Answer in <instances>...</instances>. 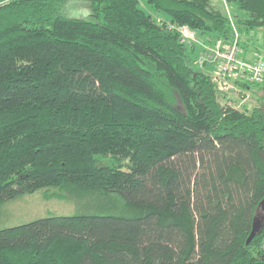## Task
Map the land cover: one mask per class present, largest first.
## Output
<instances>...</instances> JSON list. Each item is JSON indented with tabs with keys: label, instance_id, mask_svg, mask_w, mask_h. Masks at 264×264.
<instances>
[{
	"label": "trees",
	"instance_id": "16d2710c",
	"mask_svg": "<svg viewBox=\"0 0 264 264\" xmlns=\"http://www.w3.org/2000/svg\"><path fill=\"white\" fill-rule=\"evenodd\" d=\"M228 1L264 27V0ZM146 4L174 27L139 0H0V207L77 210L0 227V264H264V82L236 109L194 64L175 27L233 37L210 0Z\"/></svg>",
	"mask_w": 264,
	"mask_h": 264
},
{
	"label": "rangeland",
	"instance_id": "374dc122",
	"mask_svg": "<svg viewBox=\"0 0 264 264\" xmlns=\"http://www.w3.org/2000/svg\"><path fill=\"white\" fill-rule=\"evenodd\" d=\"M139 2L141 7L144 8L146 12L153 15L157 22L166 21L168 27H174L167 22L165 16L153 11L146 4V0H139ZM210 3L215 9L226 15L228 21H231L237 29L233 14L238 13L239 11L236 9L234 4L228 0H210ZM85 12V10L77 11V13L80 14ZM175 28L179 30L181 27L177 26ZM187 30L188 31L185 33V36L183 35L184 37L181 38V41L185 43L188 49L191 50V56L193 57L194 64L201 71L211 77L217 67L215 61H212L210 49L214 46L217 38H211L205 33L191 30L188 27ZM237 33L238 45L240 49L239 54L242 58L249 59L256 52H264V27L250 30L248 33H240L237 30ZM231 84L233 88H230L227 92L221 91L220 93H223L226 97L230 98L229 102L232 107L242 110L251 109L252 107L257 106L259 99L258 95L254 91L256 89L255 86L245 85L241 82L233 83V81H231ZM224 99L225 98L220 97L219 101L223 102ZM75 212H77V210L72 203L59 199L44 198L41 192H35L4 203L2 207H0V227L20 224L40 216L50 214L71 215Z\"/></svg>",
	"mask_w": 264,
	"mask_h": 264
},
{
	"label": "built area",
	"instance_id": "2783aa9c",
	"mask_svg": "<svg viewBox=\"0 0 264 264\" xmlns=\"http://www.w3.org/2000/svg\"><path fill=\"white\" fill-rule=\"evenodd\" d=\"M229 23L233 33L231 41L225 42L217 38L210 49L212 61H215L217 67L211 80L220 92H227L233 88L231 81L253 85L264 82V56L253 59L242 58L239 54L237 29L231 21ZM180 27L177 31L182 38L188 30L185 26Z\"/></svg>",
	"mask_w": 264,
	"mask_h": 264
},
{
	"label": "water",
	"instance_id": "95a60500",
	"mask_svg": "<svg viewBox=\"0 0 264 264\" xmlns=\"http://www.w3.org/2000/svg\"><path fill=\"white\" fill-rule=\"evenodd\" d=\"M259 225H260V221H255L254 222V225H253V227H252V231L254 232L255 230H257V228L259 227Z\"/></svg>",
	"mask_w": 264,
	"mask_h": 264
},
{
	"label": "crops",
	"instance_id": "0c3cea01",
	"mask_svg": "<svg viewBox=\"0 0 264 264\" xmlns=\"http://www.w3.org/2000/svg\"><path fill=\"white\" fill-rule=\"evenodd\" d=\"M257 51V50H256ZM244 54V53H243ZM245 55V54H244ZM256 56H264V52H262V53H255V54H253V56L251 57V58H249V59H252V58H254V57H256ZM244 57V56H243Z\"/></svg>",
	"mask_w": 264,
	"mask_h": 264
},
{
	"label": "flooded vegetation",
	"instance_id": "af4514ba",
	"mask_svg": "<svg viewBox=\"0 0 264 264\" xmlns=\"http://www.w3.org/2000/svg\"><path fill=\"white\" fill-rule=\"evenodd\" d=\"M263 259H264V257H263Z\"/></svg>",
	"mask_w": 264,
	"mask_h": 264
}]
</instances>
